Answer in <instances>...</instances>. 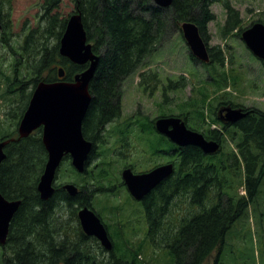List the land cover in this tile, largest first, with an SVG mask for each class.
I'll return each instance as SVG.
<instances>
[{
    "label": "rangeland",
    "instance_id": "374dc122",
    "mask_svg": "<svg viewBox=\"0 0 264 264\" xmlns=\"http://www.w3.org/2000/svg\"><path fill=\"white\" fill-rule=\"evenodd\" d=\"M226 3L238 12L240 20L227 32L224 30L229 17ZM209 8L214 17L207 23L206 41L211 53L222 59V63L204 65L193 58L181 28L169 21L161 48L150 57L146 66L121 85L118 122L124 132L108 130L102 133L101 144L84 173L79 174L70 159L62 162L58 172L56 184L74 182L79 187L83 185L87 196L91 195V206L109 226L111 234L118 232L115 241L123 245L117 251L118 255L126 252V259L131 260V253L142 246L136 264H175L161 235L149 241L144 207L131 196L121 177L126 165L136 172H145L172 160L163 151L154 152L159 147L168 149L171 142L160 144L163 142L161 133L153 130L152 120L160 116H181L190 126L208 134L215 125H220L216 119L222 101L230 100L248 110L264 111V65L241 36L254 22H264V0H214ZM75 10L72 0H0L3 18L0 29V140L4 133L18 137L19 121L34 89V67L40 65L39 78L45 79L52 74L49 72L51 65L41 63L46 51L49 59L53 55L58 59L56 66L61 64L58 52L54 50L61 39L58 37L61 28L59 24L52 27L51 15L55 16L54 23H61ZM101 50L105 48L101 47ZM62 65L66 67V64ZM223 76L227 78V84L219 87L216 79H223ZM200 112H204V116ZM40 136L41 129H37L31 137ZM240 140L239 128L224 131L222 153L213 160L222 158L226 162L223 172L231 171L228 179L233 187L230 190L236 198L248 197L245 167L235 158ZM261 163L259 160V165ZM234 164L237 165L234 167ZM259 189L255 201L247 205L243 215L230 227L225 244L216 249L205 264H264V175ZM190 200L185 196L169 200L167 217L161 225L164 232L175 231L179 220L186 216ZM80 206L76 201H61L58 206L56 216L67 231L70 230L71 239L78 235L75 230L80 221L76 209L78 211ZM142 239L148 240L142 242ZM85 241L92 261L113 263V250H106L94 237ZM2 249L0 246V261L4 253L8 258L15 257L11 242Z\"/></svg>",
    "mask_w": 264,
    "mask_h": 264
},
{
    "label": "trees",
    "instance_id": "16d2710c",
    "mask_svg": "<svg viewBox=\"0 0 264 264\" xmlns=\"http://www.w3.org/2000/svg\"><path fill=\"white\" fill-rule=\"evenodd\" d=\"M213 1L173 0L171 6L164 8L153 0H72L77 12L82 14L88 40L94 42V51L100 55L90 83L93 98L83 123L86 138L95 140L109 120L120 116L123 81L146 66L150 57L161 48L169 21L177 27L184 21H193L206 38L207 23L214 17L209 8ZM225 8L229 14L224 26L227 32L240 20L238 12H234L229 4L226 3ZM54 17L51 15V25L56 27L59 24L61 33L58 37L61 38L67 19L54 23ZM59 46L60 42L54 46V50L58 52L60 62L66 64V78L72 80L74 74L81 72L85 66L71 63L60 56ZM101 47L105 50L102 51ZM46 52L41 63L50 64L49 72L52 74L45 79L39 78L40 65L34 67V85L40 80L52 81L57 78L55 63L58 59L54 55L49 59V52ZM211 58V64L222 63V59L213 53ZM17 61L21 63L20 59ZM215 83L219 87L225 86L227 78L223 76V79H216ZM203 95L207 96V93ZM228 104L234 106L231 102ZM200 114L204 116V112ZM229 125L223 127L227 132ZM235 125H239L241 131L237 146L247 174L248 197L236 198L231 193L233 184L228 179L231 171L223 172L225 161L222 158L213 161L217 155H206L195 146L179 149L173 143L168 149H156L169 154L177 166L174 174L146 195L142 202L148 222L147 237L149 241H154L157 235H161L175 264H205L212 253L225 244L230 227L243 215L247 205L257 198L264 175V111L248 110L247 115ZM120 130L124 132L125 129ZM218 134L208 132L206 135L221 141ZM12 137V134L4 133L2 139ZM160 139L164 140L162 136ZM6 152L8 156L0 166V191L8 199H22V204L11 222L8 239V243L11 242L14 247L15 257L8 258L4 254L2 264H97L92 261L85 241L90 237L84 234L81 226L75 230L77 238L71 239L70 230L67 231L56 216L61 201L79 200L72 199L61 187L49 200H42L37 191L40 170L42 172L47 159L42 138L27 137L13 141L7 145ZM259 160H262L260 165ZM80 188L77 196L83 195V198L79 202L83 203L84 200L85 205L91 206V195L87 196L83 185ZM177 195L189 197L190 207L186 210V216L179 220L175 231L168 234L161 225L167 217L169 200ZM117 233L113 231L111 234L115 243L111 264H136L142 246L131 253V260H127L128 253L117 254L123 247L115 241L119 236Z\"/></svg>",
    "mask_w": 264,
    "mask_h": 264
},
{
    "label": "water",
    "instance_id": "95a60500",
    "mask_svg": "<svg viewBox=\"0 0 264 264\" xmlns=\"http://www.w3.org/2000/svg\"><path fill=\"white\" fill-rule=\"evenodd\" d=\"M154 2L161 7H169L173 0H154ZM181 27L192 53L201 61L209 62V49L199 26L193 21H185ZM242 37L252 52L264 62V23H254L243 31ZM60 54L74 63L89 62V65L75 75L74 81L60 79L39 82L18 129L19 137L24 138L35 129L42 127V140L48 152V159L37 187L42 199H48L54 194L55 177L66 155L71 156L72 164L76 169L84 171L85 163L93 149V142L86 139L83 134V120L92 101L89 85L99 64L100 56L94 52L93 45L88 42L81 13H73L68 18L60 41ZM58 71L60 78H64V67L60 66ZM224 110L225 118L232 122L247 115L238 108L227 107ZM156 127L159 132L166 134L177 144L195 145L207 154L215 153L220 147L217 141H208L203 134L188 129L185 122L176 116L158 118ZM10 141L0 142V164L6 158L4 147ZM173 172L174 165L167 163L140 174H134L131 169H125L123 178L132 196L141 200ZM65 188L71 194L78 191L72 183L66 184ZM20 205L21 200H9L0 192V244L2 245L6 244L10 223ZM78 215L80 224L87 235L98 238L106 249L113 248L108 229L95 211L85 206Z\"/></svg>",
    "mask_w": 264,
    "mask_h": 264
},
{
    "label": "flooded vegetation",
    "instance_id": "af4514ba",
    "mask_svg": "<svg viewBox=\"0 0 264 264\" xmlns=\"http://www.w3.org/2000/svg\"><path fill=\"white\" fill-rule=\"evenodd\" d=\"M222 106V105H221ZM219 117H220V115H219ZM239 122V121H238ZM237 127H239V125H237ZM88 166H89V164H88ZM80 192V191H79ZM78 195V194H77ZM70 196L72 199H75V198H77L79 201L83 198V195H81V196ZM69 197V198H70ZM145 198L146 197H143L142 199H141V202H143L144 200H145ZM76 202L77 204L79 203V204H81L82 206H80V209L83 207V206H86L85 204H84V200H83V203H80V202Z\"/></svg>",
    "mask_w": 264,
    "mask_h": 264
}]
</instances>
